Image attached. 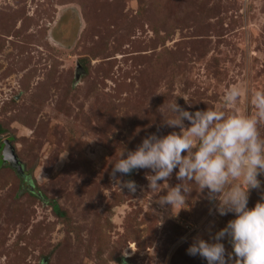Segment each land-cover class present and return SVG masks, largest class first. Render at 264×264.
Here are the masks:
<instances>
[{
    "label": "rangeland",
    "instance_id": "obj_1",
    "mask_svg": "<svg viewBox=\"0 0 264 264\" xmlns=\"http://www.w3.org/2000/svg\"><path fill=\"white\" fill-rule=\"evenodd\" d=\"M233 86L248 95L224 105ZM257 90L264 0H0V150L21 169L0 166V264H207L187 254L192 238L211 242L234 214L195 184L187 208L161 206L166 185L151 191L147 169L117 173L137 185L120 191L113 162L179 132L164 123L175 99L251 116Z\"/></svg>",
    "mask_w": 264,
    "mask_h": 264
},
{
    "label": "clouds",
    "instance_id": "obj_2",
    "mask_svg": "<svg viewBox=\"0 0 264 264\" xmlns=\"http://www.w3.org/2000/svg\"><path fill=\"white\" fill-rule=\"evenodd\" d=\"M242 92L248 95L246 88L226 89L224 105H237ZM251 104L255 109L251 116L225 111L223 106L189 112L175 99L168 105L171 118L164 123L179 132L150 134L135 150L123 149L113 162L111 178L120 191L135 193L137 185L118 178L117 173L130 176L135 170L147 169L151 174L145 179L151 191L166 185V194L157 201L161 206L179 211L187 208L192 191L187 185L195 184L199 192L207 190V199L215 202L220 216L234 214L224 228L210 235L211 242L199 235L192 238L187 254L199 256L207 264H264V196L248 208L250 190L260 189L258 177L264 175V135L260 131L264 91L252 93ZM174 171L180 182L170 186ZM225 238L231 253L221 243Z\"/></svg>",
    "mask_w": 264,
    "mask_h": 264
},
{
    "label": "water",
    "instance_id": "obj_3",
    "mask_svg": "<svg viewBox=\"0 0 264 264\" xmlns=\"http://www.w3.org/2000/svg\"><path fill=\"white\" fill-rule=\"evenodd\" d=\"M0 159L3 162H8L10 165L12 166H17V160L16 157L14 156L13 150L11 149V147H6L0 150ZM17 171L20 172L21 169L19 166L16 167Z\"/></svg>",
    "mask_w": 264,
    "mask_h": 264
},
{
    "label": "trees",
    "instance_id": "obj_4",
    "mask_svg": "<svg viewBox=\"0 0 264 264\" xmlns=\"http://www.w3.org/2000/svg\"><path fill=\"white\" fill-rule=\"evenodd\" d=\"M0 134H1V131H0ZM1 164H2V160L0 159V166H1ZM264 194V193H263ZM53 211L56 213V214H58V215H62V213L60 212V210L57 208V207H54L53 208Z\"/></svg>",
    "mask_w": 264,
    "mask_h": 264
}]
</instances>
